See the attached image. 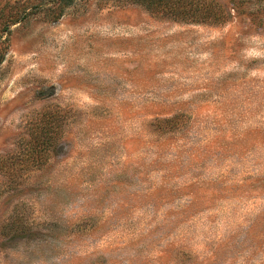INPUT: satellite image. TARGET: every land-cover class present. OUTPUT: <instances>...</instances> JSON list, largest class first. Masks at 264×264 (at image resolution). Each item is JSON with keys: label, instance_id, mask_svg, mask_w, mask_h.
Listing matches in <instances>:
<instances>
[{"label": "rangeland", "instance_id": "rangeland-1", "mask_svg": "<svg viewBox=\"0 0 264 264\" xmlns=\"http://www.w3.org/2000/svg\"><path fill=\"white\" fill-rule=\"evenodd\" d=\"M0 264H264V0H0Z\"/></svg>", "mask_w": 264, "mask_h": 264}, {"label": "trees", "instance_id": "trees-1", "mask_svg": "<svg viewBox=\"0 0 264 264\" xmlns=\"http://www.w3.org/2000/svg\"><path fill=\"white\" fill-rule=\"evenodd\" d=\"M176 115H173V116H171V117H168V118H165V119H163V120H160V122L164 125V127L166 126L167 127V130L168 129H173L175 126H176V124H178L179 122L177 121L178 120V116H177V114H179V113H175ZM178 122V123H177ZM154 197H155V199H160V200H165V199H167V196H165V194H156V193H154ZM154 199V200H155Z\"/></svg>", "mask_w": 264, "mask_h": 264}]
</instances>
